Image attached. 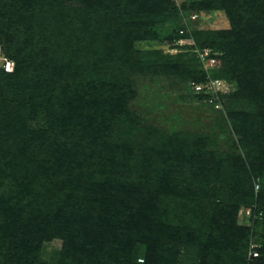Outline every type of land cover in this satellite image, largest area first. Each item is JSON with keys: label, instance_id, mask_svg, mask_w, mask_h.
I'll return each mask as SVG.
<instances>
[{"label": "trees", "instance_id": "trees-1", "mask_svg": "<svg viewBox=\"0 0 264 264\" xmlns=\"http://www.w3.org/2000/svg\"><path fill=\"white\" fill-rule=\"evenodd\" d=\"M63 1L0 0V45L5 56L0 67V264H45L42 247L55 239L62 241V248L55 251L53 264H178L179 256L170 247L182 231L172 224L179 217L168 202L175 196L180 206L183 196L192 195L185 186L199 185L194 179H204L213 168L210 134L183 139L175 131L165 140L168 159L156 164L160 167L152 173L159 186L156 194L143 182L134 189L130 180L129 188L115 195L106 185L113 178L97 179L113 162L98 158L94 169V156L79 152L88 142L107 145L105 137L111 132L95 121L88 125L80 106H103L104 101L96 102L98 82L104 81L96 80V70L135 73L155 63L166 69L175 65L174 74H193L197 83L226 80L231 92H217L212 106L221 103L227 110L226 117L240 135V149L219 157L217 165L225 168L219 176L225 178L234 169V174L239 171L234 177L246 173L249 182L242 179L243 183L254 186L255 178L262 181L254 209L261 217L253 220V227L238 225L234 214L238 204L226 211L221 204L228 194L220 188L210 232L200 230L201 238H208L187 256H201L194 262L198 264H226L225 257L232 256L225 253L228 246L234 258L242 245L247 250L256 244L260 255L248 259L247 253L244 264H264V0H78L83 4L79 8ZM182 11L200 21L222 11L229 27L190 34L178 26L168 43L192 50L178 60L158 49L143 55L136 48L137 41L157 39L161 27L181 19ZM182 39L192 43L180 44ZM206 48L217 59L209 69L200 56ZM95 49L101 57L95 56ZM9 59L15 66L6 71ZM110 95L121 98L120 93ZM70 101L80 103L73 107L67 104ZM10 102L15 106L6 111ZM41 112L46 113V123L36 134L20 124ZM71 127L75 139L67 134ZM88 127L93 133L85 135ZM193 170L197 174H186ZM224 185L227 188L228 183ZM253 189L242 195L246 204L255 197ZM249 233L259 235L260 241L249 243ZM217 236L227 241L222 243ZM142 244L145 258L138 262L136 249Z\"/></svg>", "mask_w": 264, "mask_h": 264}, {"label": "rangeland", "instance_id": "rangeland-1", "mask_svg": "<svg viewBox=\"0 0 264 264\" xmlns=\"http://www.w3.org/2000/svg\"><path fill=\"white\" fill-rule=\"evenodd\" d=\"M80 1L73 0L72 2L64 0L62 4L66 5L68 3L73 7L79 8L83 5ZM183 12H181V19L175 22L172 19L161 27V32H159L160 34L157 39L144 42L137 41L135 43L136 48L145 52L143 55H147V52L158 49L164 55L176 56L175 59L178 60L181 53L192 52V50L182 49L183 46L181 48H179L180 46L178 48L177 46L171 47V44L168 43L167 37L174 35L177 32L178 26L181 25L188 28L191 31L190 34L195 30L229 27V21L222 11H214L212 15L202 21L197 18L194 19L195 16L191 17V13ZM188 42L192 43V39H182L180 44L185 45ZM35 43L38 46L41 45L38 42ZM43 47H46V44L37 48ZM0 50L1 67L5 59L1 45ZM94 52L96 57H101L96 49ZM119 52L116 51L117 54ZM9 60H11V69H14L15 62L12 59ZM97 60L100 62V58H97ZM174 68L175 65H169L166 69L160 63H155L153 66L135 73L129 70L126 71L125 69H121L117 73L112 72V74L109 70H96V80H104L98 82L100 91L96 95V102L100 105L104 101L103 106L100 109H97V105L90 106L88 103L80 106L83 107L88 125L92 127V122L95 121L100 124V127L106 126L109 128L111 132L105 137L108 142L105 143L107 145L100 147L97 144L88 142L85 149H80L79 152L83 154L87 153L88 156H94V169H98L96 167L98 158L102 160L105 157L113 162L110 167L105 169L102 175H98L97 179L101 182H106L109 178H113L111 183H106V185L107 188L114 190L115 195L129 188L127 185L130 180H132L134 189H137V184L143 182V184L148 185L153 194H156L155 192L159 191V186L156 185V178H154L155 175L152 173L154 171L157 172L156 167H160L156 166V164L168 159L167 153L170 152V147L165 144V140L171 138L175 131L180 132L183 139H191L193 137L198 139L201 135L206 136L210 134L211 138L208 142L211 146L208 149L210 151L209 156L213 161V168L208 169V173L204 179H194L196 182L194 185H197V183L199 185L192 187L185 186L184 191L192 195L189 199V195L183 196L180 206H178L179 201H177L175 196H172V198L174 197V201L168 202V206L174 209V212H172L175 217H179L172 224L180 227L182 231L179 239L171 241L174 246L176 244L177 248L173 249L175 248L174 246L170 248H172V252L179 256L178 264H182L184 262H199L201 256H195L197 255L196 253H191L187 256V253L188 251L201 248L206 242L208 237L201 238L200 230L204 229L207 234L210 232L211 226L209 220L212 216L211 213H214L216 210V198L221 197L220 188H223L228 194L223 198L224 201L221 204L226 205V211L230 212L238 204V210L234 212L238 225L253 227V220L261 217V214L255 215L254 209L257 202L256 195L262 188V181L261 178H255L253 186L251 183H247L248 180L245 178L247 176L244 172L240 176L234 177V175L239 173L237 171L238 173L234 174V169L225 178L219 176V171L225 169L224 165H217L219 157L224 154L226 156L233 152L235 153L240 149V146L237 144L240 135L234 129L233 121L228 120L226 117L227 110L224 111L222 109L221 103L216 104V108L212 106L218 99L216 93L231 92V86L228 85L225 79H219L221 83L215 85V90L209 89L208 83L210 80L197 83L193 74L176 75L173 73ZM95 85L98 84L95 83ZM198 86L204 89L199 91ZM113 93H120L121 98L112 97L110 94ZM121 94H124V96L122 97ZM73 103L70 101L67 104H72L71 106L75 107L80 102L73 101ZM13 106L15 104L10 102L6 111L13 109ZM26 108L27 112H29L30 108ZM34 116L37 118L24 120L20 124H24L27 130L31 129L36 134L37 130L46 123V113L45 116L43 112ZM20 128L25 129L22 126ZM60 128L65 129L66 127L60 124ZM88 130L81 132L85 135L93 133L89 127ZM67 131V134L72 139L76 138L73 127L70 128V131ZM113 157H115L114 161H112ZM151 159L153 160L151 161ZM148 164H151L150 168H148ZM90 173L91 169L88 174L86 172L85 176L87 177ZM193 173L197 174L195 170L186 174L191 176ZM221 177L222 180H220ZM242 179H246L247 181L243 183ZM18 181H21V179ZM226 182L228 183L227 188L221 187L222 185L225 186L224 183ZM8 185L12 188L14 184L9 182ZM251 189L254 190L255 197H252L251 200L247 201L249 204H246V201L243 200L244 198L242 199V195L243 193H248ZM147 194V196H151L148 191ZM249 234V243L260 241L259 235ZM217 239L221 238L217 236ZM221 240L222 243L227 241L226 238H224V241L223 239ZM244 240H246V236L242 242ZM241 247L237 254L238 257L235 256L234 258L232 257L234 253L233 249H231L232 246L227 247L225 253L228 252L232 256L225 257L226 264H244V258L247 253L248 259L250 258L251 245H248L247 250H245L243 245ZM61 248L62 241L59 239H55L50 243L47 242L42 247L40 256L42 262L53 264L56 261L55 251ZM177 249L180 251H178L179 253ZM145 251V245L142 244L137 247L136 256L138 262H142V258H145Z\"/></svg>", "mask_w": 264, "mask_h": 264}, {"label": "built area", "instance_id": "built-area-1", "mask_svg": "<svg viewBox=\"0 0 264 264\" xmlns=\"http://www.w3.org/2000/svg\"><path fill=\"white\" fill-rule=\"evenodd\" d=\"M193 16H195V15H193ZM200 56H201V59H202L203 64H204V66H205L206 69H209V68H211V67H213V66L216 65L217 59L214 56H210V49L206 48L203 52L200 53ZM10 61L11 60H7L5 62V65H4L5 66V69L7 71L13 70V69H11V63H10ZM217 83H221V80H219V79H212L211 78L210 81H209V83H208L209 89H214L215 90L214 87H215V85H217ZM202 89H204V88L203 87L201 88V87L198 86V90L199 91L202 90ZM222 90H224V89H222ZM249 255H250V258L251 257H258L260 255L259 250H257V245L256 244H252L251 245V250H250ZM142 261H143V259H142ZM182 264H198V263H194V262H184Z\"/></svg>", "mask_w": 264, "mask_h": 264}]
</instances>
